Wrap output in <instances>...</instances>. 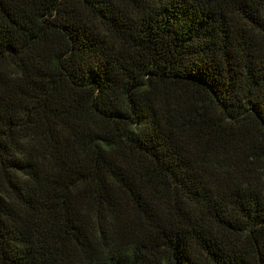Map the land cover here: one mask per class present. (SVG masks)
I'll list each match as a JSON object with an SVG mask.
<instances>
[{
    "label": "trees",
    "instance_id": "obj_1",
    "mask_svg": "<svg viewBox=\"0 0 264 264\" xmlns=\"http://www.w3.org/2000/svg\"><path fill=\"white\" fill-rule=\"evenodd\" d=\"M0 264H264V0H0Z\"/></svg>",
    "mask_w": 264,
    "mask_h": 264
}]
</instances>
